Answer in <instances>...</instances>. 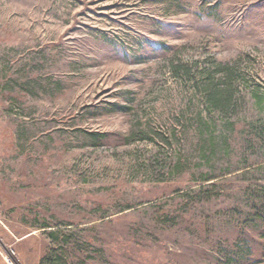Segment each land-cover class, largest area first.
Segmentation results:
<instances>
[{"label": "rangeland", "instance_id": "374dc122", "mask_svg": "<svg viewBox=\"0 0 264 264\" xmlns=\"http://www.w3.org/2000/svg\"><path fill=\"white\" fill-rule=\"evenodd\" d=\"M0 259L264 264V0H0Z\"/></svg>", "mask_w": 264, "mask_h": 264}, {"label": "trees", "instance_id": "16d2710c", "mask_svg": "<svg viewBox=\"0 0 264 264\" xmlns=\"http://www.w3.org/2000/svg\"><path fill=\"white\" fill-rule=\"evenodd\" d=\"M234 91L231 84L224 81L220 82H211L204 87V98L206 102L210 105L218 106L222 109H227L231 106L234 98ZM51 236L55 237V232L50 233ZM47 256L43 257V261H45Z\"/></svg>", "mask_w": 264, "mask_h": 264}, {"label": "crops", "instance_id": "0c3cea01", "mask_svg": "<svg viewBox=\"0 0 264 264\" xmlns=\"http://www.w3.org/2000/svg\"><path fill=\"white\" fill-rule=\"evenodd\" d=\"M0 261H2L4 264H6L4 260L0 259Z\"/></svg>", "mask_w": 264, "mask_h": 264}, {"label": "bare ground", "instance_id": "6f19581e", "mask_svg": "<svg viewBox=\"0 0 264 264\" xmlns=\"http://www.w3.org/2000/svg\"><path fill=\"white\" fill-rule=\"evenodd\" d=\"M12 261H13V259H12ZM14 262V261H13Z\"/></svg>", "mask_w": 264, "mask_h": 264}]
</instances>
